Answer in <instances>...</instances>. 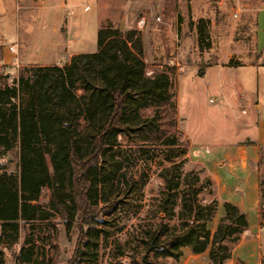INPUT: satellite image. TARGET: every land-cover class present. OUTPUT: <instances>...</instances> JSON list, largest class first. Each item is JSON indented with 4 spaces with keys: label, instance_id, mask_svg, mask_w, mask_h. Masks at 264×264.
Returning <instances> with one entry per match:
<instances>
[{
    "label": "rangeland",
    "instance_id": "rangeland-1",
    "mask_svg": "<svg viewBox=\"0 0 264 264\" xmlns=\"http://www.w3.org/2000/svg\"><path fill=\"white\" fill-rule=\"evenodd\" d=\"M28 2L29 13L11 16L0 29V75L10 84L25 67L63 66L72 55L95 53L97 31L107 23L123 32H138L147 74L166 72L172 81L175 127L170 129L167 120L162 127L177 139L168 152L185 180L180 191L186 190L187 183L196 189L199 203L209 206L207 227L213 234L224 217L223 204L230 203L226 200L234 196V190L240 202L244 189L252 195L256 185L255 205L244 202L243 208L248 209L242 211L239 205L243 202L237 206L230 203L246 216L248 227L231 246V258L225 264H264V162L260 163L258 151L256 158L250 155L242 166L234 160V149L230 152L238 143L249 144L253 104L264 102V94L257 99L252 95L251 73L243 69L255 57L256 14L264 0H61L60 7L51 9L42 0ZM141 19L145 22L139 29ZM201 19L208 30L203 49L198 47L196 31ZM10 46L16 49L15 54L8 51ZM240 80L244 83L241 87ZM212 99L214 104L209 102ZM241 109L250 116L237 118ZM119 142L109 153L113 159H107L106 168L117 169L115 180L121 178V192H130L128 196L120 193L122 203L116 213L105 219L108 224L98 227L102 232L95 254L82 264H130L132 258L143 264V232L158 218L156 206L164 187L161 171L170 166L163 162L166 149L122 138ZM230 143V150L214 147ZM17 165L16 149L0 150V174H15ZM49 197L50 192L44 189L36 203L45 205ZM175 222L167 221L170 225ZM52 224L55 234L50 225L35 223L33 229L25 227L20 232L16 245L4 241L0 248L4 264H23L16 258L26 234L37 238L29 264H40L43 256L54 264H69L79 230L68 233L57 219ZM147 262L207 264L208 255H193L183 249L178 261L154 259L148 254Z\"/></svg>",
    "mask_w": 264,
    "mask_h": 264
},
{
    "label": "trees",
    "instance_id": "trees-1",
    "mask_svg": "<svg viewBox=\"0 0 264 264\" xmlns=\"http://www.w3.org/2000/svg\"><path fill=\"white\" fill-rule=\"evenodd\" d=\"M196 31L203 49L207 22L199 20ZM96 46L95 53L72 55L63 66L25 67L10 84L0 75V150L16 149L18 155L17 172L0 174V248L4 241L16 245L20 232L35 223L50 225L55 234L52 223L57 219L68 233L79 230L69 264H82L94 255L102 232L98 227L116 213L120 193L130 192H121L117 169L106 168L107 159H113L109 153L122 138L158 144L166 149L163 162L170 164L161 171L164 187L157 221L143 232V264L148 254L178 261L183 249L193 255L207 253V264H225L248 222L236 206L224 203V217L211 234L209 206L199 203L189 183L186 192L180 191L185 180L168 152L177 139L162 127L164 120L170 129L175 127L169 74H147L141 36L135 30L123 32L107 23L97 31ZM259 161L264 162V146L259 148ZM44 189L50 197L39 205ZM166 220L176 222L170 225ZM35 241L33 235H25L19 262L31 263ZM40 264L54 262L43 256ZM130 264L138 263L132 258Z\"/></svg>",
    "mask_w": 264,
    "mask_h": 264
},
{
    "label": "crops",
    "instance_id": "crops-1",
    "mask_svg": "<svg viewBox=\"0 0 264 264\" xmlns=\"http://www.w3.org/2000/svg\"><path fill=\"white\" fill-rule=\"evenodd\" d=\"M28 0H0V29H2L3 22H5L7 19H11V16H15L16 18L20 14H27V10L31 7H28ZM42 3H46L48 8H56L60 7L61 0H42ZM255 34H254V56L252 57L250 62L243 67L245 69V73L249 75L251 73V84H252V95L256 94V99L262 94H264V6L258 9L256 14V24H255ZM260 26V28H259ZM244 82L246 83L245 79ZM239 86L241 87L242 80L237 82ZM227 86L228 83H226ZM238 86V87H239ZM243 109V108H242ZM241 109V111H242ZM253 109H255V114L253 116H250L251 120L249 125L253 124V132L250 134L249 144L245 145L242 143H238L237 145H234V148H231V151L234 149V160L240 162L242 166H245L246 161L250 158L257 157V153L259 151L260 147L264 146V102L261 104H253ZM241 111L236 116L237 118H246L249 117L246 115H242ZM233 143L230 144H223L221 145H215L214 147L220 149V148H227L230 150V147ZM236 144V143H235ZM233 147V146H232ZM254 158V159H255ZM254 161V160H253ZM221 160L219 161V163ZM237 164V162H235ZM237 189V187H236ZM254 193L252 195H248L247 191L244 189V192L241 194L240 202L243 204L240 206L238 203L239 198L235 196L236 191L234 190V196L231 194V198L227 199L226 201H229L230 203L235 204L236 206L239 205V207L242 208V211L248 208H243L244 202L247 204V202H253V205L256 204L257 199V186L254 185ZM250 197V200L248 201V198ZM254 200V201H253ZM245 204V205H246ZM254 210H257V207L254 208Z\"/></svg>",
    "mask_w": 264,
    "mask_h": 264
},
{
    "label": "built area",
    "instance_id": "built-area-1",
    "mask_svg": "<svg viewBox=\"0 0 264 264\" xmlns=\"http://www.w3.org/2000/svg\"><path fill=\"white\" fill-rule=\"evenodd\" d=\"M86 10H90V8H89V7H86ZM157 21H160V19H157ZM144 22H145V20H144V19H141V20L137 23V27H138L139 29H141V28L143 27V25H144ZM8 51L11 52L12 54H15V53H16V49H15L13 46L8 47ZM209 102H210L211 104H214V103H215V99H212V100H210ZM241 113H242V115H246V112H245V111H242Z\"/></svg>",
    "mask_w": 264,
    "mask_h": 264
},
{
    "label": "water",
    "instance_id": "water-1",
    "mask_svg": "<svg viewBox=\"0 0 264 264\" xmlns=\"http://www.w3.org/2000/svg\"><path fill=\"white\" fill-rule=\"evenodd\" d=\"M146 257V256H145Z\"/></svg>",
    "mask_w": 264,
    "mask_h": 264
}]
</instances>
